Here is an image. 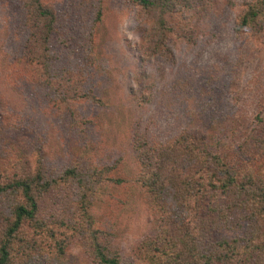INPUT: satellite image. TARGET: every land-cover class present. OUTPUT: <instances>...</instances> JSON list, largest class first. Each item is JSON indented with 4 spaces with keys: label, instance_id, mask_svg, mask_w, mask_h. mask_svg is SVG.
Masks as SVG:
<instances>
[{
    "label": "rangeland",
    "instance_id": "obj_1",
    "mask_svg": "<svg viewBox=\"0 0 264 264\" xmlns=\"http://www.w3.org/2000/svg\"><path fill=\"white\" fill-rule=\"evenodd\" d=\"M29 1L0 0V178L30 169L55 182L40 217L58 224L67 264H88L82 239L67 236L86 228L84 208L131 255L151 215L134 183L113 188L100 173L122 158L111 176L131 179L136 144L165 145L196 129L228 149L257 130L264 23L257 34L235 27L250 0L176 4L162 55L150 53V20L131 0H39L54 16L41 45ZM88 160L99 176L64 173H90ZM5 216L0 208V233Z\"/></svg>",
    "mask_w": 264,
    "mask_h": 264
},
{
    "label": "trees",
    "instance_id": "obj_2",
    "mask_svg": "<svg viewBox=\"0 0 264 264\" xmlns=\"http://www.w3.org/2000/svg\"><path fill=\"white\" fill-rule=\"evenodd\" d=\"M131 1L150 20V28L143 30L150 53L166 55L167 19L176 14V4L187 11L198 0ZM29 6L41 20L36 41L45 45L54 16L39 0H30ZM263 23L264 0H250L235 27L257 34ZM255 117L257 130L236 147L224 148L220 139L193 129L169 144H136L131 179L123 173L111 176L122 158L100 173L113 188L134 183L151 215V226L131 255H124L113 239L114 227L97 228L85 208L78 219L86 228L74 225L67 236L82 239L88 264H264V107ZM89 162L90 173H64L87 180L99 176ZM29 170L0 178V208L6 209L0 264H67L69 245H63L58 224L40 217V202L55 182L40 170Z\"/></svg>",
    "mask_w": 264,
    "mask_h": 264
}]
</instances>
